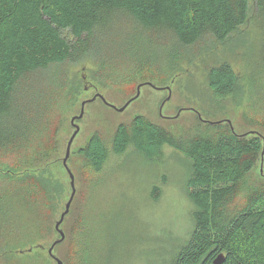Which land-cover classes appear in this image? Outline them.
Listing matches in <instances>:
<instances>
[{"label": "rangeland", "instance_id": "1", "mask_svg": "<svg viewBox=\"0 0 264 264\" xmlns=\"http://www.w3.org/2000/svg\"><path fill=\"white\" fill-rule=\"evenodd\" d=\"M131 26L117 27L119 34L115 38L109 34L106 47L117 55L126 54L128 64L133 63L127 57H136L140 49L152 51L147 65H121L110 73L89 59L53 65L37 73L39 81H46V97L50 98L39 131L29 144L0 154V171L11 168L31 176L19 180L18 174L12 178L0 173V188L10 190L15 206L13 223L25 228L23 234L18 229L11 233L13 251L9 239L0 240V264H56L47 248L59 237L54 224L71 194L61 162L74 131L70 120L79 114L81 102L96 93L120 108L136 94L138 84L151 82L158 88L143 86L140 96L123 112L96 99L85 105L82 119L76 121L80 130L67 161L76 193L60 225L65 239L53 250L63 264H170L189 236L196 210L186 189L192 169L185 147L196 137L230 133L225 120L237 135L246 136L242 141L254 136L264 140V14L257 15L254 0H249L246 23L222 44L204 39L193 47L177 49L165 35L155 45L136 37L127 41L123 34L130 32ZM219 61L228 62L238 76L236 90L227 96L215 94L207 84L209 67ZM167 87L170 99L160 116ZM180 109L183 111L175 117ZM198 114L205 121L224 122L210 126L201 122ZM137 116L171 139V144L161 147L159 157H147L132 143L121 155L112 152L117 127L124 124L130 128ZM94 134L108 149L99 170L79 153ZM262 144L247 156L252 169L228 201L230 211L264 190Z\"/></svg>", "mask_w": 264, "mask_h": 264}, {"label": "trees", "instance_id": "2", "mask_svg": "<svg viewBox=\"0 0 264 264\" xmlns=\"http://www.w3.org/2000/svg\"><path fill=\"white\" fill-rule=\"evenodd\" d=\"M254 4L262 16L264 0ZM248 13L249 0H0V154L29 144L39 131L50 98L46 81H39L37 73L89 59L110 73L126 65L148 64L152 51L140 49L136 57H127L133 63L128 64L126 54L107 49L106 38L109 34L115 38L117 27L132 25L123 34L127 41L136 37L155 45L165 35L174 48H190L204 39L226 42L246 23ZM207 84L215 94L227 96L236 90L238 76L228 62L219 61L209 67ZM229 130L215 138L196 137L184 149L192 169L186 189L196 210L189 236L170 264H213L219 254L225 256L221 264H264V190L239 209L226 208L237 184L252 169L247 156L261 148L263 139L254 136L245 142V135ZM131 143L152 158L159 157L161 147L172 141L137 116L130 128L117 127L112 152L121 155ZM79 153L95 170L108 157L97 134ZM0 173L12 178L18 174L11 168ZM16 177L31 178L28 173ZM10 194L0 188V240L9 239L14 250L11 233L18 229L23 234L25 228L13 223L15 206Z\"/></svg>", "mask_w": 264, "mask_h": 264}, {"label": "water", "instance_id": "3", "mask_svg": "<svg viewBox=\"0 0 264 264\" xmlns=\"http://www.w3.org/2000/svg\"><path fill=\"white\" fill-rule=\"evenodd\" d=\"M143 86H150L152 88H155V89H158L157 86H155L153 83L151 82H145V83H141V84H138V86L136 87V94L130 98L122 107L120 108H117L115 105L113 104H110L106 101V99L101 95V94H94L90 99H87V100H84L81 102V107H80V112L78 115L76 116H73L70 120V124L71 126L74 128V131L73 133L71 134L68 142H67V145H66V149H65V155L64 157L62 158L61 162H62V165L63 167L65 168L67 174H68V177H69V185H70V188H71V194L69 196V199L68 201L65 203V206H64V210L63 212L60 214V217L59 219L55 222L54 224V229L55 231L57 232V234L59 235V237L52 242V244L47 248V253L48 255L56 262V264H63V262L53 253V250L54 248L59 245L60 243H62L65 239V234L63 232V230L60 228V225L63 223L64 221V218L65 216L68 214L69 210H70V206H71V203L73 201V198L75 196V193H76V187H75V178H74V175L72 173V171L70 170V168L68 167V164H67V161H68V158L70 156V151H71V145L74 141V138L76 137V135L78 134L79 130H80V127L79 125L76 123V121H79L80 119H82L83 115H84V108H85V105L88 104V103H92L93 101H95L96 99H99L102 101L103 104H105L106 106L118 111V112H123L127 107L128 105L133 102L134 100H136L139 96H140V93H141V88ZM159 89H163V88H159ZM167 91H168V96L163 100V102L161 103L160 105V108H159V115L162 116V109H163V106L164 104L169 101L170 99V88L167 87L166 88ZM183 111V109H180L178 111V113L176 114L175 117H178L180 115V113ZM198 118L204 122H208V123H222L221 121H218V122H209V121H205L203 120L200 115L198 114ZM225 122L230 126V129L231 131L235 134L234 132V128L232 127L231 125V122L228 121V120H225ZM263 154H264V140H263V150H262V153H261V156L263 157ZM261 157V163L263 162V158ZM262 165V164H261ZM225 260V256L224 254H219L214 260H213V264H221L223 261Z\"/></svg>", "mask_w": 264, "mask_h": 264}, {"label": "flooded vegetation", "instance_id": "4", "mask_svg": "<svg viewBox=\"0 0 264 264\" xmlns=\"http://www.w3.org/2000/svg\"><path fill=\"white\" fill-rule=\"evenodd\" d=\"M167 90V89H166ZM167 93H168V91H167ZM169 94V93H168Z\"/></svg>", "mask_w": 264, "mask_h": 264}]
</instances>
